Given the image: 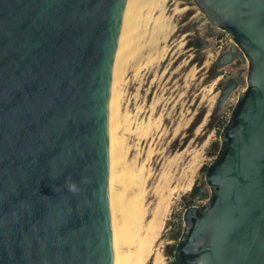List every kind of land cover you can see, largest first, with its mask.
I'll return each mask as SVG.
<instances>
[{
  "label": "water",
  "instance_id": "95a60500",
  "mask_svg": "<svg viewBox=\"0 0 264 264\" xmlns=\"http://www.w3.org/2000/svg\"><path fill=\"white\" fill-rule=\"evenodd\" d=\"M131 0H0V264H114L115 71ZM248 59L175 264H264V0H193Z\"/></svg>",
  "mask_w": 264,
  "mask_h": 264
},
{
  "label": "rangeland",
  "instance_id": "374dc122",
  "mask_svg": "<svg viewBox=\"0 0 264 264\" xmlns=\"http://www.w3.org/2000/svg\"><path fill=\"white\" fill-rule=\"evenodd\" d=\"M167 13L174 18L175 33L166 45L165 58L158 57L146 66L145 57V67L139 68L137 55L129 57L120 85L119 169L127 168V174L117 189L124 200L133 199L144 183L146 223L155 211L165 208L163 227L146 264H153L158 252L163 256L161 264L173 263L184 230L183 213L198 201L195 188L206 185V171L221 146L219 125L242 93V87L235 90L218 109L217 99L211 108L213 95L207 89L215 82L213 91L220 93L229 78L246 75L243 61L216 66L215 38H209L205 48L197 46L199 40L207 39L208 22L193 0H171ZM223 70L231 71L230 77L223 76ZM132 242L126 250L134 249Z\"/></svg>",
  "mask_w": 264,
  "mask_h": 264
},
{
  "label": "bare ground",
  "instance_id": "6f19581e",
  "mask_svg": "<svg viewBox=\"0 0 264 264\" xmlns=\"http://www.w3.org/2000/svg\"><path fill=\"white\" fill-rule=\"evenodd\" d=\"M170 1L131 0L126 36L115 71L116 194L111 225L114 264H146L148 259L153 255L152 248L157 241L160 229L163 227L161 216L165 208L162 210L160 208L155 211L153 218L146 223L147 216L146 208L144 207L145 191L143 190V182L141 183L142 188L140 192L133 199L124 200L121 194L122 192H119L117 189V185L123 180L122 176L127 174V168H120L122 171L119 169L122 155L119 149L121 146L119 145L121 138L118 135V128L121 115L119 114V107L121 105L120 95L122 91L120 90V85L124 83L125 64L129 57L131 58L136 55L137 62H141L139 68L144 66L145 60H142L145 57L147 59L146 66L158 57H161V59L165 58V53L168 51L166 45L175 33V29L172 27L174 18L167 13V7ZM139 38L144 39V42L139 43ZM214 85L215 82L207 89L213 95L210 100L211 108L213 107L214 100H218L217 97H219V93L213 91ZM240 87H242V90L239 89ZM240 87L238 89L243 91V86ZM191 188L192 182L188 184L187 190ZM174 191L172 190V193ZM162 199L163 201L166 200L165 198ZM132 238L135 239H133L135 242L131 241ZM129 242L135 243L132 251H129V248L126 250ZM162 259V254L160 252L156 253L153 256V264H161Z\"/></svg>",
  "mask_w": 264,
  "mask_h": 264
},
{
  "label": "built area",
  "instance_id": "2783aa9c",
  "mask_svg": "<svg viewBox=\"0 0 264 264\" xmlns=\"http://www.w3.org/2000/svg\"><path fill=\"white\" fill-rule=\"evenodd\" d=\"M214 38H215V43H214V47H213V56L215 58H218V56L222 52L230 50L231 47L236 45L234 40L231 38V36L227 32L220 30V29H217V35ZM243 64L246 67V75L244 76V78H246L247 69H248V59L245 57L243 60ZM222 73H223V76H227V77H230V75L232 74L231 71H225V70H223ZM230 115L226 118V120L224 122V126L228 122ZM197 200L198 201L191 203L189 207H192V206L200 207V206L204 205L207 201L206 199H202V198H198V197H197Z\"/></svg>",
  "mask_w": 264,
  "mask_h": 264
},
{
  "label": "trees",
  "instance_id": "16d2710c",
  "mask_svg": "<svg viewBox=\"0 0 264 264\" xmlns=\"http://www.w3.org/2000/svg\"><path fill=\"white\" fill-rule=\"evenodd\" d=\"M219 126H220V128H223V126H224V122H222ZM172 264H175L174 261H173Z\"/></svg>",
  "mask_w": 264,
  "mask_h": 264
}]
</instances>
